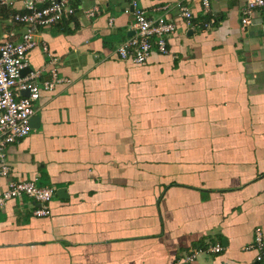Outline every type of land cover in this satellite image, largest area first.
<instances>
[{"label":"crops","instance_id":"crops-1","mask_svg":"<svg viewBox=\"0 0 264 264\" xmlns=\"http://www.w3.org/2000/svg\"><path fill=\"white\" fill-rule=\"evenodd\" d=\"M6 1L0 41L18 40L9 18L23 0ZM166 2L138 6L155 17ZM71 4L74 16L37 31L23 72L49 78L45 46L68 82L40 94L0 176V193L9 180L55 188L51 215L28 200L0 208V264H178L215 243L223 251L194 264H264L247 249L264 234V13L242 27L246 0H210L215 24L195 32L172 10L168 53L134 64L115 55L133 36L128 0Z\"/></svg>","mask_w":264,"mask_h":264},{"label":"built area","instance_id":"built-area-1","mask_svg":"<svg viewBox=\"0 0 264 264\" xmlns=\"http://www.w3.org/2000/svg\"><path fill=\"white\" fill-rule=\"evenodd\" d=\"M6 0H0V7L9 5ZM11 5V4H10ZM199 7L200 18L196 19L194 8ZM176 11L182 18L186 27L195 32L210 30L215 24L211 14L210 0H174L166 2L152 9L160 12L155 17H150L145 10L138 6V0H128L124 13L132 16L131 28L133 36L125 39L115 49L119 60L129 61L134 64H143L152 52L160 55L168 53V39L175 33L173 22L165 14ZM256 10L264 13V0H246L241 11L240 24L242 27L250 24V17ZM76 9L71 0H23L22 11L14 12L9 21L22 32L18 40L13 39V34L8 33L0 41V176L9 175L7 162V148L17 141L25 138L31 131L30 119L35 113L34 104L42 92L54 91L56 86L68 82L58 78L55 69V60L47 53V48L42 50L50 59L49 78L41 79L42 70H36L23 75L27 68L29 53L38 46L36 34L40 28H48L59 22L66 21L74 16ZM87 19L99 15V8L93 6L81 11ZM113 19H109V27ZM27 95H22V92ZM55 188L39 185L36 180H9L6 188L0 193V208L10 201L23 202L28 200L34 204L32 211L36 218H46L51 215L50 203L55 196ZM247 249L256 250V262L264 263V234L260 227L253 231V243ZM223 251L220 243L208 244L203 250L191 249L184 253L178 264H194L201 252L206 254H219Z\"/></svg>","mask_w":264,"mask_h":264},{"label":"water","instance_id":"water-1","mask_svg":"<svg viewBox=\"0 0 264 264\" xmlns=\"http://www.w3.org/2000/svg\"><path fill=\"white\" fill-rule=\"evenodd\" d=\"M24 72V71H23ZM23 74V73H22ZM25 95H27V92H25Z\"/></svg>","mask_w":264,"mask_h":264},{"label":"trees","instance_id":"trees-1","mask_svg":"<svg viewBox=\"0 0 264 264\" xmlns=\"http://www.w3.org/2000/svg\"><path fill=\"white\" fill-rule=\"evenodd\" d=\"M39 185H41V184H39ZM42 186V185H41Z\"/></svg>","mask_w":264,"mask_h":264},{"label":"rangeland","instance_id":"rangeland-1","mask_svg":"<svg viewBox=\"0 0 264 264\" xmlns=\"http://www.w3.org/2000/svg\"><path fill=\"white\" fill-rule=\"evenodd\" d=\"M27 137V136H26Z\"/></svg>","mask_w":264,"mask_h":264}]
</instances>
